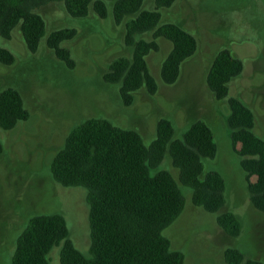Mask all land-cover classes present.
I'll use <instances>...</instances> for the list:
<instances>
[{"label": "rangeland", "instance_id": "obj_1", "mask_svg": "<svg viewBox=\"0 0 264 264\" xmlns=\"http://www.w3.org/2000/svg\"><path fill=\"white\" fill-rule=\"evenodd\" d=\"M108 6L111 8L110 3ZM151 10L162 15L163 23L173 22L190 31L197 39L198 51L182 66L178 81L165 85L160 69L172 45L160 38V50L148 57L159 89L154 96L140 90L129 107L121 98L120 84L105 79L115 59L133 56L126 38L129 18L117 25L111 14L102 19L90 10L87 18L77 19L62 2H50L36 10L46 23V36L36 53L27 49L19 29L10 39L0 37V45L15 55L11 66L0 64V92L9 87L20 90L31 113L30 119L15 129H0L4 147L0 158V264H12L17 239L36 214L63 215L75 247L89 254L87 191L59 185L50 166L68 134L91 118L135 130L146 145L155 140L161 119L172 122L176 138H182L196 121L207 123L218 153L214 159H203L204 174L217 171L224 177L227 204L222 212H233L242 232L237 238L228 236L217 216L195 206L190 189L180 184L185 209L164 236L173 250L184 254V264H226L228 247L264 263V213L250 202L246 173L232 146L227 100L218 101L206 83L219 50L228 49L242 59L244 72L230 83L229 98L238 97L253 110L254 132L264 139V0H176L172 7L161 9H157L156 0H144L142 11ZM60 29L76 33L62 45L75 61L72 70L46 44V38ZM139 38L151 40L153 34ZM160 169L178 180L179 172L168 154ZM60 249L50 253V264H60Z\"/></svg>", "mask_w": 264, "mask_h": 264}, {"label": "trees", "instance_id": "obj_2", "mask_svg": "<svg viewBox=\"0 0 264 264\" xmlns=\"http://www.w3.org/2000/svg\"><path fill=\"white\" fill-rule=\"evenodd\" d=\"M50 2H62L77 19L87 18L90 10L102 19L111 14L117 25L129 18L126 38L133 56L115 59L105 76L108 82L120 84L127 107L140 90L154 96L159 89L148 57L160 50V38L172 45L160 69L165 85L178 81L182 66L198 51L197 39L190 31L173 22L163 23L157 10L142 11L144 0H0V37L10 39L19 29L27 49L36 53L46 36V23L36 10ZM175 2L156 0V7L170 8ZM146 34L153 38L137 39ZM75 36L72 29H60L46 38L48 47L70 70L76 64L62 45ZM14 62V53L0 45V64L11 66ZM243 72V60L221 49L210 65L206 83L218 101L227 100L232 146L246 173L250 202L264 213V139L254 132L253 110L242 99L229 98L230 83ZM30 116L20 90L9 87L0 92L1 130L11 131ZM3 151L0 139V158ZM217 153L213 131L204 121L194 122L182 138H176L172 122L161 119L155 140L146 145L135 130L103 118L86 120L68 134L50 170L62 187L87 191L89 254L75 247L63 215L36 214L17 239L12 264H50L49 255L56 247H61L60 264H184V254L173 250L164 236L185 209L180 184L190 189L195 206L217 216L228 236L239 237V218L233 212H222L227 204L224 177L217 171L204 174L203 159H214ZM167 154L179 172L178 180L160 169ZM224 260L226 264H264L234 247L225 250Z\"/></svg>", "mask_w": 264, "mask_h": 264}]
</instances>
